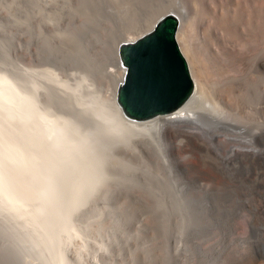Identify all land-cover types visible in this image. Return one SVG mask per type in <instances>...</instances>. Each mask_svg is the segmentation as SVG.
Segmentation results:
<instances>
[{
  "label": "rangeland",
  "instance_id": "1",
  "mask_svg": "<svg viewBox=\"0 0 264 264\" xmlns=\"http://www.w3.org/2000/svg\"><path fill=\"white\" fill-rule=\"evenodd\" d=\"M167 8L183 15L195 75L218 103L212 138L116 122L122 79L106 70L115 41ZM67 34L100 49L86 51L89 80L71 88L36 67L60 62ZM0 72L60 116L52 123L77 127L87 197L73 211L81 231L62 243L65 264H264V0H0ZM238 144L259 156L232 153ZM0 264H57L1 205Z\"/></svg>",
  "mask_w": 264,
  "mask_h": 264
},
{
  "label": "water",
  "instance_id": "2",
  "mask_svg": "<svg viewBox=\"0 0 264 264\" xmlns=\"http://www.w3.org/2000/svg\"><path fill=\"white\" fill-rule=\"evenodd\" d=\"M180 26L178 14L165 9L149 29L120 43L126 72L117 101L127 118L159 119L179 111L195 93L177 41ZM5 88L14 105L0 110V205L22 218L37 247L65 264L62 243L81 231L73 211L87 197L79 181L84 154L73 133L77 127L43 124L35 111L24 110L26 95L35 102L25 88L11 80Z\"/></svg>",
  "mask_w": 264,
  "mask_h": 264
},
{
  "label": "bare ground",
  "instance_id": "3",
  "mask_svg": "<svg viewBox=\"0 0 264 264\" xmlns=\"http://www.w3.org/2000/svg\"><path fill=\"white\" fill-rule=\"evenodd\" d=\"M167 9L175 11L181 19V26H180L178 33H177V41L180 45L182 52L184 50L183 54L185 55L187 53V50H188L189 53L192 55L191 57H193V59L191 60L189 53H188L189 54L188 56L185 55L186 58L188 57L187 60H188L189 66H190V70H191L193 80L195 82V93L193 94V96L191 97L189 102L183 108H181L179 111H177L175 113L165 114V115H163V117H161L159 119L151 120L148 122H140L137 120L129 119L123 114V111H122V109H121V107L117 101V89H118L119 83L124 80L126 68L122 65V62H121V59L119 56V45L122 42L121 40L134 39L136 36L141 34L144 30L149 29L153 25V23L155 21V19H154L152 24L149 27H147L146 29L140 30L136 33H128L125 36L117 38L115 41L116 45H115V52H114V55L112 58V63H108L106 65V70H108L109 74H111L114 77V81L116 84L122 79L116 85V89L112 92V100H114V103L116 106V107L114 106V109H115L114 114L116 116V119L118 120L116 122H118V124H121L122 127H127V128L135 127V126L136 127H140V126L143 127V126H151V125H158V126L161 125V126H164L168 129L170 128V129H174L176 131L182 132V133H189V134H191V136H193V135L197 136L198 138H200L202 140H204L206 138H208V139L212 138V137L216 136V132L218 131V129H220L219 128L220 126L218 127L215 124L219 121V118H217V117L220 116L217 114V111H219L218 103L213 98L208 97L206 94H204V87L201 83V80L195 75L194 67L196 68V64H197L196 61L197 60L195 59L196 61L194 62V56H195L194 52H193L194 48L191 45V40H190L188 33H187V30L185 28L186 23L183 20V15H181L175 8H167ZM184 11H187V10H184ZM161 13H159V15ZM181 34H183V36H184L185 43H186L185 46H186L187 50H185L184 49L185 47H183V45H182L183 41H181ZM71 35L67 34L66 38H63V40L61 39V41H57V43H56L57 47L63 53L62 57L60 58V62L58 64H56V65H54V64H47V65L38 64V65H36V67H39L42 71H47L46 73H49L52 76H54V79L58 83H60L62 86L66 85L70 88H71V85H69V84H70L71 80L77 81L78 83H85L86 81L89 80L88 74L82 69V66H81V62H88V59L86 56V51H88L91 55H94V56H98L100 54L99 53L100 49L98 47H94L95 44H94V46H92V45H90L89 42H83L80 38L78 40L75 36L70 37ZM85 40H87V39H85ZM119 41H121V42L119 43ZM60 42H62V43H60ZM109 67H110V69H109ZM9 81H10V79L8 78V76L4 75L3 73L1 74V72H0V101L4 105L6 104L5 106L14 105V100H12L10 98V96L6 93L5 87H6L7 83H9ZM87 86H89V84H87L86 87ZM76 89H78V88H74L73 90H76ZM17 91H19L18 88H17ZM97 93H98V91H97ZM91 94H93V93L92 92H86V93L83 92L79 99L83 100V99H85L86 95H91ZM25 98L26 99H25V104H24V110L27 113H29V111H35L37 114V119H39L42 122H45V124L46 123H48V124L52 123V120H56V119H59V121H60V116H58L57 114L48 113L47 111H46V113H44L45 112L44 109H43L44 112H42V110H40L38 104H36V101L34 102V104H31L27 95ZM200 99H202V100L200 101ZM199 102H202V103L199 104ZM101 105H102V107L104 106V108H105L106 104L103 105V102H102ZM208 106H210V107H208ZM102 109L103 108H101V110ZM114 109H112V110L114 111ZM204 109H205V112H208V113H205V114H207L206 116H208V118L212 122H210V120L208 121V120L201 118V117H203L202 114L204 112ZM47 114H48V116L50 115V117L51 116L52 117L51 118L47 117ZM57 121L58 120H56L54 122H57ZM64 123H62V124H64ZM219 124H220V122H219ZM221 128H222V126H221ZM78 129L80 130V128H78ZM214 143H216V142H214ZM254 149L250 145H242L240 148V146L238 144L236 146L235 145L231 146V148L229 150H232V153H234V152L239 153V155H241L240 153H244L247 155L259 156L258 154H255L254 151H256V150H254ZM256 153H257V151H256Z\"/></svg>",
  "mask_w": 264,
  "mask_h": 264
}]
</instances>
